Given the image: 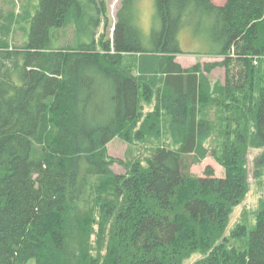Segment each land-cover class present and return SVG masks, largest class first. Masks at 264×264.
<instances>
[{"label": "trees", "instance_id": "1", "mask_svg": "<svg viewBox=\"0 0 264 264\" xmlns=\"http://www.w3.org/2000/svg\"><path fill=\"white\" fill-rule=\"evenodd\" d=\"M18 1L0 0V264H264V197L253 226L225 234L251 149L263 176L264 0H155L148 40L139 0H121L104 56V0ZM74 26L76 45L53 48ZM179 54L222 60L183 68ZM164 125L176 149L114 173L109 143H146ZM214 136L224 175L196 177Z\"/></svg>", "mask_w": 264, "mask_h": 264}, {"label": "rangeland", "instance_id": "2", "mask_svg": "<svg viewBox=\"0 0 264 264\" xmlns=\"http://www.w3.org/2000/svg\"><path fill=\"white\" fill-rule=\"evenodd\" d=\"M17 6L19 5V1L15 0ZM106 7L105 17L100 18V23L98 27L94 30V40L96 53L99 56L106 55L104 51V46L113 39V31L114 25L117 19V13L121 6V0H104ZM137 11L138 15L136 17V23L138 28L140 29L142 36L144 39L148 40L152 34V30H158L160 19L157 15L155 0H139L137 2ZM74 27H69L63 31L62 36L58 40L53 39L52 46L55 47H63L66 44L70 43L72 45H76L78 39H75V31ZM81 42H86L89 38L84 37L80 39ZM79 40V41H80ZM110 41V42H109ZM89 42V41H88ZM182 44L185 50H190L192 48L191 40L188 37L182 39ZM192 51H186V53H190ZM194 52V51H193ZM112 53V52H110ZM175 60L179 63L183 68H189L196 63H207L214 61H221L220 57H210V56H201V55H193V54H179L175 56ZM264 71V64L262 67ZM136 74V73H135ZM225 72L224 69H216L211 74V82L212 89L215 95V91L219 93V89L222 87L224 82ZM152 110V106L144 104L143 112L147 113ZM217 131V129H216ZM216 136V135H215ZM215 136L212 139V143H206V147L209 148L208 156L199 164L195 165L191 168L190 172L196 177H203L204 170L207 166H211L216 176L222 177L224 175V169L216 159L212 156L211 148L216 145ZM162 147H168L172 149H176V146L173 144L170 139L169 131L167 125H164L162 130L160 131V136L158 139H152L146 143H137L133 142L132 144H128L120 139H115L111 143L107 145V154L110 158L115 161H121L123 163H115L112 166V169L115 174L124 175L126 174L129 167L126 166L134 165L135 162H140L142 165L146 164V161L151 157L152 153ZM262 152V149H251L248 155V177H249V191L243 201L239 206L235 207L232 215L229 220V225L226 230V235L229 234L231 229H234L239 223L246 224L248 226H253L254 224V212L257 210L259 201L264 197V170L261 172L263 176L257 178L255 175L256 171L259 170L257 167V158ZM26 264H35L34 260H29Z\"/></svg>", "mask_w": 264, "mask_h": 264}, {"label": "crops", "instance_id": "3", "mask_svg": "<svg viewBox=\"0 0 264 264\" xmlns=\"http://www.w3.org/2000/svg\"><path fill=\"white\" fill-rule=\"evenodd\" d=\"M227 0H211V2L215 5V6H223L225 5Z\"/></svg>", "mask_w": 264, "mask_h": 264}]
</instances>
